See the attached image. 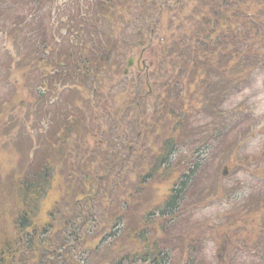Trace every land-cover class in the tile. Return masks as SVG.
<instances>
[{"label": "rangeland", "instance_id": "rangeland-1", "mask_svg": "<svg viewBox=\"0 0 264 264\" xmlns=\"http://www.w3.org/2000/svg\"><path fill=\"white\" fill-rule=\"evenodd\" d=\"M102 1L10 0L21 6L20 11L0 14V254L5 246L36 230L50 228L54 234L49 237L59 239L70 230L69 226L61 230L63 224H72L73 229L78 226L77 232L86 230L90 235L86 245L75 243L66 250L73 264H119L123 259V264H152L141 260L145 252L136 259L124 258L140 252L143 244L164 259L162 264H264V71L258 70L255 84L234 86L231 81L236 94L228 85L233 78L225 77L236 68L248 67L243 59L258 56L263 61L264 46L255 55L247 54V48L237 54L224 51L215 84L208 76L196 85L197 76L190 83L188 62L203 33L214 38L225 35L226 41L216 39L222 46L227 42L233 47L239 40L240 30L229 33V27L217 28L218 19L232 16L218 6V0H109L100 5ZM160 2L180 8L179 20L176 16L171 20L168 14L146 23L140 7L150 10L146 16H151L160 10ZM26 3L28 7L23 6ZM117 5L125 7V17L114 12ZM203 8L213 24H201ZM232 11L235 20L244 19ZM33 13L36 19L28 17ZM260 16L264 38V14ZM105 20V27L98 23ZM48 22L53 28L51 45L45 42L43 29ZM152 27L155 33L148 35ZM252 33L250 44L255 42ZM140 34L144 40L153 36L156 44V52H145L143 59L139 55L146 44L134 48ZM171 42L180 45V52L174 50L172 57L166 50L163 55L160 47ZM13 57L26 79L19 82L24 92H14L6 82ZM129 57L153 62L149 81L156 93L151 97L142 95L138 67L131 69L128 79L121 77ZM179 59L181 64L176 63ZM193 64L204 69L200 60ZM167 88L172 95L168 108L174 113L184 102L188 119L182 120L185 130L183 125L173 162L161 164L154 177H148L154 156L161 155L162 140L182 122L170 124L172 119L164 116ZM195 89L203 97L206 94L202 104ZM179 90L184 98L173 104ZM182 110L172 118H179ZM231 112H235L232 117ZM208 136L213 150L196 152L188 166L185 146L202 149L203 137ZM115 158L117 165H112ZM195 161L200 168L191 180L186 173ZM44 171L51 174L50 183L46 179L50 188L42 201L39 198L33 227L24 230L20 226L26 210L19 197L22 186L35 182ZM183 183L189 188L178 211L159 217L169 194L175 195ZM116 223L119 226L114 228ZM222 233L233 239H225ZM232 246L239 247L233 254L240 259H232ZM30 257L36 258V253Z\"/></svg>", "mask_w": 264, "mask_h": 264}, {"label": "trees", "instance_id": "trees-1", "mask_svg": "<svg viewBox=\"0 0 264 264\" xmlns=\"http://www.w3.org/2000/svg\"><path fill=\"white\" fill-rule=\"evenodd\" d=\"M108 2L109 0H103L100 5H103L104 3L108 4ZM154 2H156V0H154ZM53 3H54V0H53ZM218 3H219L218 5L219 7H222L224 10H228L232 14V16L229 18L218 19L217 24H216L217 28H219V26H222L225 29L226 27H229V30H227L229 33H234L240 30L239 34L237 35V38L239 40L235 42L236 44H233V47H230L229 46L230 44L227 42H225V45L222 46L220 45V42H216V39H219L217 37H220L222 38L223 41H226L227 38L225 35H220V36L218 35L216 38H214V35L211 36V35L203 33L202 38L198 39L197 44L193 47V51L191 53L190 60L188 62V68H189V71L191 72L189 75L190 81H195L196 71H201L200 74L205 75V76L203 75L200 76L201 79L203 77H208V76L212 78L211 76L217 75L215 72L219 71V69H216V68H218L221 64V57L224 51H231L233 54H237L238 50L243 51L242 48H247L245 50V52H248L247 54L255 55V53H260V52L262 53L263 46H264V38H262L263 37L262 29L259 28L260 26L259 24L261 22L259 18H261L260 15L262 13L264 14V0H218ZM159 4L165 5L166 3L160 2ZM23 6L28 7V3L24 4ZM107 6H112V5H107ZM20 8L21 6L18 5L17 2L12 3L10 2V0H0V13L4 11L5 9H8L14 12H19ZM111 8H115V7L112 6ZM124 8L125 7L122 5H117L118 10L116 9V11L114 10V12H119L121 15V12L125 10ZM140 8L141 10L139 9L138 11L141 14L140 16L146 17V15L148 14L150 10H145L143 6H141ZM166 9L169 10L168 7H166ZM174 10L179 12V9H176V7L174 8ZM232 10H236L235 12H237L238 14H243L242 17L244 19L240 22H238L237 19L235 20L233 16L234 13ZM59 16L61 19H64V20L66 19L62 14H60ZM28 17L32 19H36V16L34 13L29 14ZM122 17H125L124 12L121 15V18ZM209 19H210V16L208 12L203 8V16L201 18V24H205V23L209 24ZM222 20H223V23H222ZM107 22L108 20H105L102 22L99 21L98 23H102L101 26L105 27ZM213 23L214 21L212 22V24ZM93 27H94V30H96L97 32L98 30H100L98 29V26L95 24L93 25ZM43 29L45 31V35L47 34L45 37V42L51 45L53 43V33H52L53 28L50 26V23L48 22L46 27L43 26ZM244 29L246 31H244ZM87 30L88 29H83L82 31H87ZM71 31L72 29L69 30L70 33ZM110 31L112 33L113 29H111ZM252 32H254L255 42L253 44L251 42L250 44L249 39L251 35L253 34ZM115 35L116 37L118 36V29L115 31ZM49 38L51 39L50 41L48 40ZM141 39H142V34H140L139 39L137 40V43L134 48H136L137 44H139ZM256 39H260V40L257 41ZM145 44L148 45V48L146 47L147 48L146 52L149 53V55H152L154 52H156L153 46L150 47L146 40H145ZM170 49H172L170 53L172 54V57H173V56H176L174 50L177 52H180L181 47L180 45H174V46H171ZM84 50L85 48L83 49V51ZM91 50H92V47H91ZM163 52L166 53L165 51ZM109 54L110 53H107L106 59L109 58ZM162 60H166V58L163 56ZM199 60L201 61L202 64H204V69H199L195 67V65L193 64L195 62L199 63ZM246 60H247L248 67L243 68L242 71H240L239 68H236V70H232L228 76L225 75L226 78L227 77L233 78L231 80L229 79L228 85L232 87L231 91L234 94H236V90L234 86L239 85V83L241 82L243 84H246V83L255 84L258 78V70L260 69L264 71V63L262 67H257L259 63L264 61V60L262 61L261 58H259L258 56H252V58L243 59V64ZM181 62L182 61L180 59L176 61L177 64H181ZM190 65H191V70H190ZM180 70L182 71V69ZM121 77L123 76L121 75ZM123 78L128 79L129 77H123ZM158 78H160V76ZM215 79H217V77H215ZM223 80L227 81V79H223ZM223 80H221V82ZM231 81L233 82L234 86L231 83ZM166 86L168 85H164L163 88H166ZM167 90L168 88L164 92L165 97H166V103L164 105V114L172 118V116H174L175 114L173 113L171 109L168 108L169 106L168 96H170L171 94L169 90L168 92ZM226 91L229 93V89H227ZM144 92L145 94L147 93L146 91ZM142 95L144 96L143 93ZM148 96L151 97L152 95H148ZM181 96H182V93L177 95L176 97H172L173 101L177 100V98L181 99ZM180 119L181 117L179 118V120ZM49 178H51V174L48 171H44L42 175H39V178H37L35 182L31 181L30 183L23 184L22 186L23 190H21L20 192L21 195H19V197H21L22 206L25 207L26 209L25 211H23L20 217V221H21L20 226L22 229L26 230V229H30L33 227L31 226V220L32 221L34 220V213L39 212V208L37 206H40V203H39L40 196H41V201H42V198L44 197L45 193H47V190L50 188V185L46 183V179L49 180ZM49 183H50V180H49ZM40 190L42 191L40 192ZM183 190L184 188L178 191L177 195L170 197L169 200L165 203V209H168L167 212L171 210L173 212L178 211L180 207L179 201H181V198H183L184 196ZM168 216H172V214ZM120 219L121 218L118 217L114 220V222L116 220L119 221ZM67 226H69L70 230L63 232L62 236L59 239H57V236L49 237V235L54 234L50 228L46 229V231L39 230L40 231L39 233H37V230H36L32 232V235L29 234V236H25V238H20V239L17 238L14 242L8 244L7 246L3 248L2 253L0 254V258H2L0 259L1 264H16V263L26 264L27 261L29 262V261L36 260V259H38L37 262L31 263V264H66V263L73 264L74 258L71 257L70 255L71 252L68 253V251L66 250L70 249L71 245L72 244L75 245V243L82 245V246L86 245L87 240L90 239L88 238L90 235L86 234V230L84 232H81V231L77 232V230H79L78 227L74 226V229H73L72 224H67V225L63 224V227H62L63 229L61 230H64V228H66ZM117 226H119V223H116V225H114L113 227L115 228ZM49 227H51V225H49ZM54 232L55 234H57L59 231L55 230ZM22 247H24V249H21ZM25 248H28V250H25ZM139 249H140V252L134 251V253H131V254L127 253L124 256V258H129V259L135 258L136 259L141 256L142 252H145L142 258L143 262H149L152 264H162L163 263L162 261L164 259L163 258L159 259L155 257V255L151 254L146 245L143 244L139 246ZM247 249H250V247L248 246ZM71 251H73V249H71ZM34 253H36V258L34 257L31 258L30 256H32ZM132 256L134 257L132 258ZM240 258L241 257L239 256L236 258V260ZM123 261L124 259L120 260L119 264H123Z\"/></svg>", "mask_w": 264, "mask_h": 264}, {"label": "water", "instance_id": "water-1", "mask_svg": "<svg viewBox=\"0 0 264 264\" xmlns=\"http://www.w3.org/2000/svg\"><path fill=\"white\" fill-rule=\"evenodd\" d=\"M132 65H133V60L131 59V60L129 61V63H128V67H131ZM127 72H128V71L126 70L125 73L127 74ZM224 175H225V173H224Z\"/></svg>", "mask_w": 264, "mask_h": 264}]
</instances>
